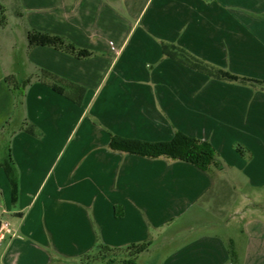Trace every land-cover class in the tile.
<instances>
[{
	"label": "crops",
	"instance_id": "obj_1",
	"mask_svg": "<svg viewBox=\"0 0 264 264\" xmlns=\"http://www.w3.org/2000/svg\"><path fill=\"white\" fill-rule=\"evenodd\" d=\"M17 6L20 29L0 32V129L21 119L11 142L16 195L2 163L8 152L0 157V228L12 216L0 264H70L61 244L81 255L100 243H148L136 264H264V217L248 208L256 197L245 196L255 201L245 202L247 212L237 203L240 218L227 223L211 207L242 194L238 178L224 173L240 162L230 136L264 130V0ZM8 22L0 18L1 27ZM31 31L61 36L88 55L31 45ZM75 115L69 138L76 130L82 139L61 147L65 119ZM86 115L95 123L81 132ZM178 131L210 142L218 161L204 170L111 146L114 135L161 142ZM50 150L58 151L53 162ZM71 150L73 165L61 169ZM254 160L247 183L262 187L264 157ZM61 230L70 235L65 243Z\"/></svg>",
	"mask_w": 264,
	"mask_h": 264
},
{
	"label": "rangeland",
	"instance_id": "obj_2",
	"mask_svg": "<svg viewBox=\"0 0 264 264\" xmlns=\"http://www.w3.org/2000/svg\"><path fill=\"white\" fill-rule=\"evenodd\" d=\"M20 15H21V11L19 7L17 6V0H0V18H1V21L3 22L2 24H5L7 23V21H9L7 27L0 26V32L10 33V32H15L17 27H19L20 29L21 22L18 19V17H16ZM19 97H20V94H19ZM17 119L16 118H13L12 120L9 119L3 124V126L0 129L1 131L0 157H2L5 154V151H7L9 142L10 144L12 142L13 132L15 131V129L18 128L17 125H19ZM83 119H84V122L82 124L83 127L81 126V132L82 130L86 129L85 126H87L89 123L90 124L95 123L93 122L94 120H92L89 115H86ZM77 121H78L77 115H75L74 117L72 116L70 118L65 119V125H66L65 130L64 128H62L61 130V139H60L61 147L64 144L70 143V141H72V144H75L77 142H80V140L82 139L80 138L81 137L80 132H78L77 135L75 134L76 130L73 132L71 138H69L72 128L75 126V124L77 125ZM19 122H21V119H19ZM230 137H232V139H234L235 141L234 147L237 150V153L239 154L240 162L237 164L238 166H236L235 168H229V167L225 168L224 173L227 176H236L238 178L237 180L239 181V183L236 184L235 186L237 190L241 192L242 194L240 193L241 194L240 198L235 200L234 204L229 203L230 201L229 202L227 201L214 202L213 201V205H211V207L214 209V213H216L215 217H217L218 220L223 221L225 223H227L228 221H231V217L233 216L236 218V220H238L240 218V215L237 214L238 211L237 212L234 211L235 209L234 206H236L237 203L241 205L240 210H242V208H245L244 211L247 212L248 208H251V210L255 211L259 217H264V186L250 187L248 186L247 179H246V176L248 177L249 173H251L250 171L254 170L253 167H251L252 166L251 163L254 160L255 155L259 159L264 157V130L261 129L260 133L258 134H238V135H233ZM84 138H86V136H84ZM72 154H73L72 150L68 151L65 154V156L61 158V169L68 168V167H71V165H73L72 164L73 161L70 162L69 160L70 159L69 157H71ZM57 155H58L57 150H50L48 153V160L50 162H53L56 159ZM79 158L80 156H77L74 160L77 161L79 160ZM67 164L68 166L66 167ZM1 185H3V182L1 183ZM2 187H4V185ZM248 194H251L253 198L256 197L255 199L258 200L257 202L258 204H251L248 206V208L247 206L245 207V202L246 204L255 202L254 200L248 201L245 198V196H247ZM5 217L8 219V222L9 220L12 219L11 215L10 217L9 216H5ZM32 217L33 216H31V218ZM62 218H65V215H61V219ZM9 223L11 224V222ZM47 226L49 225L47 224ZM219 231H222V228ZM36 232H37L36 234L38 235H36V238L35 237L33 238L39 240L40 239L39 235L43 234V232L41 231L40 232L36 231ZM30 233L33 234V232H30ZM45 233L47 234L48 232H45ZM69 236L70 235L68 232H64L61 230V242L62 243H65L64 242L65 239L67 241V238ZM93 249L94 248H90L89 251ZM61 252L64 253V255H61V257L62 256L69 257L68 259L67 258L66 259L69 260L70 264H78L83 260L84 254H81V255L77 254L78 248L69 247V246H65L61 244ZM161 255L162 254L154 255L155 260L158 261L161 258Z\"/></svg>",
	"mask_w": 264,
	"mask_h": 264
},
{
	"label": "trees",
	"instance_id": "obj_3",
	"mask_svg": "<svg viewBox=\"0 0 264 264\" xmlns=\"http://www.w3.org/2000/svg\"><path fill=\"white\" fill-rule=\"evenodd\" d=\"M28 37L31 45H51L79 57L88 55L86 50L77 48L58 35L31 31ZM26 83L27 81L24 84ZM17 87L21 92L23 86L19 84ZM19 119L18 116V128L20 127ZM111 146L114 149L150 157L167 155L173 159L192 163L204 170L209 169L218 161L217 152L210 142L194 138L181 131H178L171 140L161 142H146L114 135ZM7 152L8 154L2 163L12 184L13 194L16 195L19 190L18 169L12 157L10 142ZM148 246V243H141L126 247H111L100 243L93 247V250L85 253L82 261L84 264H136L138 255L145 251ZM235 264L238 263L235 262Z\"/></svg>",
	"mask_w": 264,
	"mask_h": 264
},
{
	"label": "built area",
	"instance_id": "obj_4",
	"mask_svg": "<svg viewBox=\"0 0 264 264\" xmlns=\"http://www.w3.org/2000/svg\"><path fill=\"white\" fill-rule=\"evenodd\" d=\"M10 224L8 222H5L2 224V227L0 228V239H2L5 236V233L10 230Z\"/></svg>",
	"mask_w": 264,
	"mask_h": 264
}]
</instances>
